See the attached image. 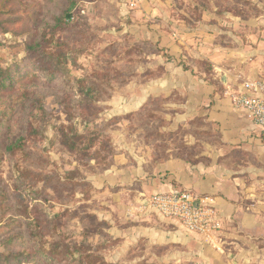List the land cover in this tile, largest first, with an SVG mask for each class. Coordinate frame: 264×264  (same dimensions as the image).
Returning a JSON list of instances; mask_svg holds the SVG:
<instances>
[{
    "label": "rangeland",
    "instance_id": "rangeland-1",
    "mask_svg": "<svg viewBox=\"0 0 264 264\" xmlns=\"http://www.w3.org/2000/svg\"><path fill=\"white\" fill-rule=\"evenodd\" d=\"M196 1L202 8L209 3ZM210 1L219 11L228 8L225 0ZM241 1L228 2L236 8ZM129 2L0 0V67L15 75L12 86L0 92V264L2 256L20 254L29 256L30 264H78L70 257L78 248L91 259L88 264L130 262L109 233L103 234L124 224L133 206L127 191L132 185H122L121 178L136 167L135 155L144 153L154 131L157 139L169 136L162 134V115L151 113L162 102L125 111L129 82L144 77L153 54L145 41L132 39L131 20L119 18ZM69 13L71 23L55 35L57 21ZM45 36L52 49L58 40L65 42L72 58L67 74L52 82L31 71L28 46L45 44ZM80 80L93 89L88 97L79 93ZM96 134L90 151L87 140L76 151L62 143L64 135L74 141L75 135ZM169 138L174 144L182 139ZM51 250L58 252L54 262L38 261Z\"/></svg>",
    "mask_w": 264,
    "mask_h": 264
},
{
    "label": "crops",
    "instance_id": "crops-1",
    "mask_svg": "<svg viewBox=\"0 0 264 264\" xmlns=\"http://www.w3.org/2000/svg\"><path fill=\"white\" fill-rule=\"evenodd\" d=\"M228 1L219 11L210 0L207 8L145 0L119 16L131 20L135 42L153 49L144 77L129 82L125 111L162 102L151 112L166 121L162 134L182 139L174 144L154 131L121 178L132 185L133 206L124 224L105 231L130 258L117 264H264V134L232 100L244 81H264V0L236 8ZM175 191L209 200L222 227L216 243L151 208L153 195Z\"/></svg>",
    "mask_w": 264,
    "mask_h": 264
},
{
    "label": "built area",
    "instance_id": "built-area-1",
    "mask_svg": "<svg viewBox=\"0 0 264 264\" xmlns=\"http://www.w3.org/2000/svg\"><path fill=\"white\" fill-rule=\"evenodd\" d=\"M130 5H139V0H131ZM242 88L241 93L232 95L233 104L246 111L264 134V81H244ZM149 204L162 217L181 223L188 232L203 235L208 243L217 242V233L222 227L208 199H198L191 193L175 191L153 195Z\"/></svg>",
    "mask_w": 264,
    "mask_h": 264
},
{
    "label": "trees",
    "instance_id": "trees-1",
    "mask_svg": "<svg viewBox=\"0 0 264 264\" xmlns=\"http://www.w3.org/2000/svg\"><path fill=\"white\" fill-rule=\"evenodd\" d=\"M71 14H67L63 19L57 21V28L54 30V33L56 35L57 30L59 31H65L66 27L69 23H71ZM53 37V36H52ZM44 43L37 42L35 44H30L28 46V51L30 53L29 57L32 60V67L31 71L36 75L37 78L48 80V82L54 81L56 78L66 75L68 72V66L71 62L72 58L69 56V48L68 45L65 42H62L58 40L56 42V46L54 49L51 47L50 40L46 38V36L43 38ZM169 60L171 58L168 57ZM185 70H188V68H185ZM15 81V75L10 69H3L0 67V92L6 91L8 87H11L13 82ZM86 80H80L77 85L79 87V93L84 94L86 91V97H88L93 89H88L86 86ZM100 137V134L96 135H80L74 136V141H72L68 136H63V145L67 147L71 151H76L79 149V143L83 142L84 140L89 141V144L86 146L85 151H90L93 149ZM106 235V232H104L103 236ZM77 252H71L70 257L78 264H88L89 259H84L81 254L80 250L81 248H78ZM76 254L79 255V258H76ZM58 255V252L56 250L47 251L45 253H42L40 259L38 261H48V262H54L56 260V257ZM1 258L3 264H12L13 261H17L16 264H30L32 263V259L30 260L29 256H23V255H17V256H2ZM24 259V260H23ZM25 261V262H23ZM37 261V260H34ZM103 261L105 264H112L106 262L104 259Z\"/></svg>",
    "mask_w": 264,
    "mask_h": 264
}]
</instances>
